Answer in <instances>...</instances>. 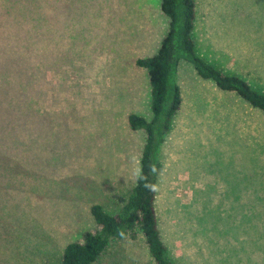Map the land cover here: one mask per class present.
Listing matches in <instances>:
<instances>
[{
    "label": "rangeland",
    "instance_id": "obj_1",
    "mask_svg": "<svg viewBox=\"0 0 264 264\" xmlns=\"http://www.w3.org/2000/svg\"><path fill=\"white\" fill-rule=\"evenodd\" d=\"M195 1L197 52L264 93V0ZM159 6L0 0V264H59L64 246L95 226L92 204L115 213L127 199L145 139L127 115L152 117L135 60L167 30ZM176 82L182 105L160 144L155 186L169 258L264 264V114L189 62ZM21 101L29 112L18 124ZM235 116L239 132L228 127ZM93 264L154 263L137 234L111 241Z\"/></svg>",
    "mask_w": 264,
    "mask_h": 264
},
{
    "label": "trees",
    "instance_id": "obj_2",
    "mask_svg": "<svg viewBox=\"0 0 264 264\" xmlns=\"http://www.w3.org/2000/svg\"><path fill=\"white\" fill-rule=\"evenodd\" d=\"M159 7L168 18L167 30L153 54L135 60V64L144 68L148 76L152 117L146 119L134 112L127 115L129 129L143 130L145 133L135 183L115 213L107 212L98 203L90 206L95 226L86 230L81 240L70 241L64 246L59 264H93L111 241L134 238L137 234L142 235L154 264H173L158 224L155 186L160 170L158 150L182 105L181 90L176 82L182 60L189 62L201 79L212 81L220 92L233 93L250 108L264 114V93L252 88L242 76L226 73L214 66L197 52L193 38L196 1L160 0ZM16 108L18 124H23L29 104L21 101ZM231 120L229 130L234 128L239 132L238 124H243L241 118L235 116ZM253 130L257 143L262 142L258 140L261 138L259 129Z\"/></svg>",
    "mask_w": 264,
    "mask_h": 264
}]
</instances>
